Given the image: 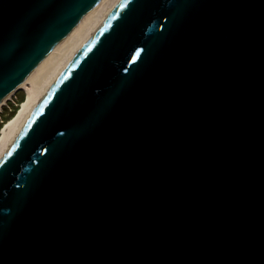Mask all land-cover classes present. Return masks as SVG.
<instances>
[{"label": "water", "instance_id": "95a60500", "mask_svg": "<svg viewBox=\"0 0 264 264\" xmlns=\"http://www.w3.org/2000/svg\"><path fill=\"white\" fill-rule=\"evenodd\" d=\"M98 0H0V100ZM0 151V264H264V0H120Z\"/></svg>", "mask_w": 264, "mask_h": 264}, {"label": "bare ground", "instance_id": "6f19581e", "mask_svg": "<svg viewBox=\"0 0 264 264\" xmlns=\"http://www.w3.org/2000/svg\"><path fill=\"white\" fill-rule=\"evenodd\" d=\"M119 1L98 0L77 20L67 35L37 62L27 76L0 100V151L65 68L64 66L83 47ZM18 89H22V103L21 100L18 103L17 95L14 97ZM14 98L15 102H13ZM3 106V110L8 109L5 115H2Z\"/></svg>", "mask_w": 264, "mask_h": 264}, {"label": "rangeland", "instance_id": "374dc122", "mask_svg": "<svg viewBox=\"0 0 264 264\" xmlns=\"http://www.w3.org/2000/svg\"><path fill=\"white\" fill-rule=\"evenodd\" d=\"M22 89H18L17 90V92L14 94V97L17 95V98H18V103L20 102V100H21V95H23V93H22V91H21ZM13 102H15V98H14V100H13ZM12 102V103H13ZM21 103H22V100H21ZM9 107H11V105L9 106ZM4 109V106L2 107V110ZM8 110V109H7ZM7 114V113H6ZM10 115V114H9Z\"/></svg>", "mask_w": 264, "mask_h": 264}, {"label": "crops", "instance_id": "0c3cea01", "mask_svg": "<svg viewBox=\"0 0 264 264\" xmlns=\"http://www.w3.org/2000/svg\"><path fill=\"white\" fill-rule=\"evenodd\" d=\"M6 111H7V110H3V113H2V115H5V114H6Z\"/></svg>", "mask_w": 264, "mask_h": 264}, {"label": "trees", "instance_id": "16d2710c", "mask_svg": "<svg viewBox=\"0 0 264 264\" xmlns=\"http://www.w3.org/2000/svg\"><path fill=\"white\" fill-rule=\"evenodd\" d=\"M16 107H17V105H15V108H16ZM15 108H14V109H15ZM14 109H12V110L14 111Z\"/></svg>", "mask_w": 264, "mask_h": 264}]
</instances>
